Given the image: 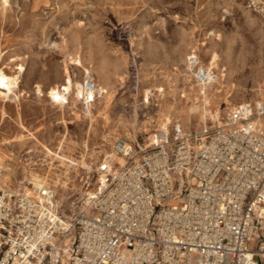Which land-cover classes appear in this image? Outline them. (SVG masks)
I'll return each mask as SVG.
<instances>
[{"label":"rangeland","instance_id":"rangeland-1","mask_svg":"<svg viewBox=\"0 0 264 264\" xmlns=\"http://www.w3.org/2000/svg\"><path fill=\"white\" fill-rule=\"evenodd\" d=\"M0 66V182L51 184L68 212L98 159L122 160L118 139L264 106V20L246 0H0ZM201 66L217 78L202 82ZM89 78L90 99L78 94Z\"/></svg>","mask_w":264,"mask_h":264},{"label":"built area","instance_id":"built-area-1","mask_svg":"<svg viewBox=\"0 0 264 264\" xmlns=\"http://www.w3.org/2000/svg\"><path fill=\"white\" fill-rule=\"evenodd\" d=\"M246 4L264 20V0ZM136 145L118 139L124 162L98 159L93 190L68 212L51 184L0 182V264H264V106Z\"/></svg>","mask_w":264,"mask_h":264},{"label":"bare ground","instance_id":"bare-ground-1","mask_svg":"<svg viewBox=\"0 0 264 264\" xmlns=\"http://www.w3.org/2000/svg\"><path fill=\"white\" fill-rule=\"evenodd\" d=\"M7 72L5 71L4 67L0 66V83L1 84H6L8 82L7 80ZM217 78V75L214 73V71L210 68L209 71L205 74V77H204V81H214L215 79ZM96 88V87H95ZM95 88L93 87H90V88H87L86 91H84L83 87L81 86V84H78V94L81 95L82 93L85 94L84 97L85 98H92L94 96V92H95ZM37 90H40L39 87H37ZM102 92L103 89H101ZM101 93V92H100ZM66 99V94L62 93L61 94V100L64 101ZM217 114V112H216ZM177 123L181 124V126H184L183 123L179 120ZM116 155L115 157H117L118 155L117 154H114ZM109 156L111 158H113L114 156L113 155H110ZM121 162H124V159L122 157V160ZM3 184V183H2ZM4 185V184H3Z\"/></svg>","mask_w":264,"mask_h":264}]
</instances>
